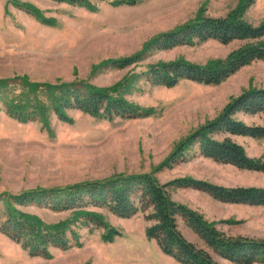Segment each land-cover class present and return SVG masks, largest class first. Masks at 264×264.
I'll use <instances>...</instances> for the list:
<instances>
[{"label":"rangeland","instance_id":"obj_1","mask_svg":"<svg viewBox=\"0 0 264 264\" xmlns=\"http://www.w3.org/2000/svg\"><path fill=\"white\" fill-rule=\"evenodd\" d=\"M33 7L41 18L16 4ZM249 2L243 18L253 25L264 21V0H0V80L17 93L20 83H81L116 88L148 115L99 118L68 110L71 122L47 110L43 121L20 122L10 116L0 95V198L30 190L66 188L120 173H153L164 183L191 176L226 187H264V172L240 169L197 153L186 161L159 166L192 131L215 118L244 90L264 88V60H255L217 85L181 80L174 87L153 84L150 65L184 60L205 67L225 60L247 44L209 40L197 45L157 49L156 36L200 17H228ZM126 68L109 61L129 57ZM16 81V82H15ZM43 90V89H42ZM2 91V89H1ZM37 91V90H36ZM36 93L40 100L45 93ZM1 94V93H0ZM247 123L264 124V115H238ZM250 157L264 160V138L233 136ZM172 197L201 212L229 236L264 239V206L225 203L190 189ZM46 224L65 223L79 231L80 244L51 249L48 257L31 256L0 232V264H180L146 236L144 214L121 218L106 208L91 207L121 235L105 241L102 227L85 226L80 212H55L37 205L22 206ZM183 234L199 247L205 244L180 222ZM222 264H234L214 254ZM264 264V263H254Z\"/></svg>","mask_w":264,"mask_h":264},{"label":"trees","instance_id":"obj_2","mask_svg":"<svg viewBox=\"0 0 264 264\" xmlns=\"http://www.w3.org/2000/svg\"><path fill=\"white\" fill-rule=\"evenodd\" d=\"M57 1L79 3L82 0ZM16 4L41 18L33 7ZM249 5L246 2L236 14L228 17H200L176 30L156 36L148 45L169 49L178 45L193 46L209 40L222 44L238 40L246 41L247 44L215 65L201 67L184 60L150 65L145 70L148 79L155 85L166 87H174L184 79L217 85L252 61L264 60V21L253 25L243 18ZM135 61L136 56L109 62L123 69ZM6 83V80H0V95L6 111L24 123L39 120L47 124L44 119L50 109L61 121L68 123L72 120L67 114L68 110H81L95 117L109 119L113 116L135 118L148 115L125 98L115 96L113 93L116 88L27 81L20 83L23 90L9 95L7 88L12 84ZM36 90L48 96V107L46 101L39 99ZM239 114L264 115V88L247 89L233 97L220 114L179 142L172 154L161 163L159 170L199 153L240 169L264 172V160L250 157L244 146L232 138H264V124L247 123L239 118ZM178 188L202 191L225 203L264 206V187H226L191 176L176 177L162 183L153 173H120L66 188L37 189L2 197L0 232L20 244L31 256L48 257L51 249H67L80 244L81 236L76 228L65 223L46 224L36 215L20 209L22 206L37 205L55 212H80L85 226L104 228L103 239L113 241L121 232L106 223L100 213L88 209L101 207L121 218L144 214L149 223L146 227L147 238L154 240L164 254L180 264H222L215 259L214 254L234 264L264 263V239L227 235L218 228L217 222L209 221L198 210L176 201L171 191ZM180 222L199 237L205 248L199 247L183 234Z\"/></svg>","mask_w":264,"mask_h":264}]
</instances>
